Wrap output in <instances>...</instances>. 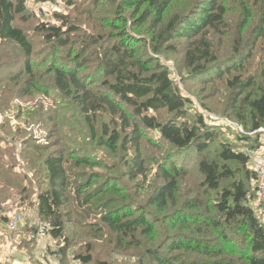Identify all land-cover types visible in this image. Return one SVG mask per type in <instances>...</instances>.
<instances>
[{
  "label": "trees",
  "instance_id": "16d2710c",
  "mask_svg": "<svg viewBox=\"0 0 264 264\" xmlns=\"http://www.w3.org/2000/svg\"><path fill=\"white\" fill-rule=\"evenodd\" d=\"M63 3L0 0V172L30 166L61 264H264V0Z\"/></svg>",
  "mask_w": 264,
  "mask_h": 264
},
{
  "label": "rangeland",
  "instance_id": "374dc122",
  "mask_svg": "<svg viewBox=\"0 0 264 264\" xmlns=\"http://www.w3.org/2000/svg\"><path fill=\"white\" fill-rule=\"evenodd\" d=\"M28 2L39 15H43L44 13L46 19L51 16L52 11L62 10L65 7L63 0H56L55 4L51 2L38 3L36 0H28ZM99 16H102V14ZM101 24L103 23L101 22ZM255 52V58L252 60V63L247 66L245 76L257 72L262 66L264 43H260ZM168 64L173 69L172 71L175 74L173 78L176 80L177 84H179L182 94L191 98L192 101L198 105L203 104L196 88L183 84L180 81L179 69L174 68L173 63ZM223 85L213 87V89H209L205 93V96H209L206 100L208 107L219 113L225 108L229 96L228 90L225 85ZM10 115L12 118L14 117V113ZM3 118L0 119L1 123H4L5 117ZM211 118H214V120L217 119V117L214 116H211ZM13 124H16V122H12V125ZM14 126L16 128V125ZM39 134L37 135V143L46 144V139H42ZM228 135L229 133H227V136ZM0 146L2 145L0 144ZM19 150L20 145L17 151L18 154ZM255 156L264 158V149H262V151H256ZM10 159L15 163H18L20 159V162L15 165L16 167L13 169V172L12 170L10 171V167L8 169L7 165H4L0 172V191L2 190L0 193V261L6 262L7 264H61L60 259L55 253L58 250L56 241L50 235L41 236L39 234L42 226L45 224L38 215L36 203L35 205H29V200L33 194L25 188H29L32 192V188L38 184V181L33 177L34 173L30 166H26V163L20 155L17 157L18 160L14 157H10ZM25 175H28L29 178H26ZM30 178H32L33 184L30 182ZM39 178V180L42 179L41 176H39ZM6 179L11 181L9 187L5 186ZM3 198H6V203H3V201H5ZM255 208H257V206H255ZM257 211H259V214H262L264 213V208H262V210L257 208ZM4 216L8 218L7 223L2 219ZM15 219L20 220V223L17 228H11L10 223ZM28 229L36 231L34 237L35 242L31 244V249L21 248V244L33 239L32 231ZM69 260L70 264H79L73 259L71 253Z\"/></svg>",
  "mask_w": 264,
  "mask_h": 264
},
{
  "label": "built area",
  "instance_id": "2783aa9c",
  "mask_svg": "<svg viewBox=\"0 0 264 264\" xmlns=\"http://www.w3.org/2000/svg\"><path fill=\"white\" fill-rule=\"evenodd\" d=\"M254 133H264V128L256 130ZM249 156L252 162L253 170L258 176V198L261 202H264V158L255 156L254 152L249 151ZM20 223V220H12L10 225L11 228H17ZM42 226V224H41ZM41 236L48 235V228L43 225L40 233Z\"/></svg>",
  "mask_w": 264,
  "mask_h": 264
}]
</instances>
